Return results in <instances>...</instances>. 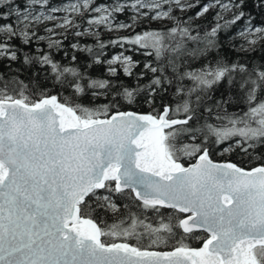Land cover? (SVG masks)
Wrapping results in <instances>:
<instances>
[{"label": "snow or ice", "instance_id": "snow-or-ice-1", "mask_svg": "<svg viewBox=\"0 0 264 264\" xmlns=\"http://www.w3.org/2000/svg\"><path fill=\"white\" fill-rule=\"evenodd\" d=\"M16 2L0 0V5L11 8L0 14V19L13 13L17 18L15 24L0 26V57L12 61L18 55L9 41L20 38L30 44L34 38L45 40L34 26L59 19L53 13L60 11L66 15L55 27L65 30L79 29L75 17L86 16L88 28L77 30V36H99L101 26L109 31L130 28L137 16L149 15L143 9L152 10L151 19L172 20L173 26L109 41L121 47L127 43L150 49L147 54L155 55L158 66H144L154 74L145 88L124 87L112 92L110 80L93 79L76 66L55 62L48 54L23 57L25 64L50 66L56 84L70 90V98L41 91L32 100L23 91L13 96L0 90V264H264V165L245 169L236 163H216L208 146L210 138L215 145L239 138L235 145L245 153L264 145V64L257 68L217 61L215 67L200 70L184 71L182 67L186 59L207 55L216 47L218 32L245 17L240 10L244 0H209L202 5L197 17L217 5L220 8L217 24L203 36L193 35L190 23L171 14L173 5L180 11L196 6L187 0H134L130 5L128 0H117L109 6H96L95 0H75L63 9L51 7L50 0H28L38 9L47 8L38 12L31 6L23 10L12 7ZM257 2L264 7V0ZM128 6L137 14L133 24L114 26L113 14ZM224 12L233 15L221 24ZM44 31L50 33L47 47L59 48L61 41L52 39V35L64 34L47 27ZM241 35L252 37L247 43L255 45L257 40H264V27L252 26L249 17ZM97 44L99 51L87 46L83 49L92 53L93 63L106 64L111 76L120 70L133 75L132 68L138 62L123 52L102 60L106 44L102 40ZM71 59L74 62L77 58L73 55ZM186 78L192 82L191 87L181 83ZM173 79L180 102L175 107H155L158 88L171 85ZM224 82L231 94L214 102L217 109L224 110L223 115L216 116L222 123L196 127L198 109L205 105V110L212 112L205 102L211 99L209 93ZM13 83L24 87L23 82ZM145 89L143 102L151 106V111L120 110L122 103H138ZM109 95L111 99H107ZM232 95L247 102V112H227ZM101 96L106 103L96 102ZM197 135L203 137L200 143L177 147L178 140L190 137L195 141ZM232 148L229 144L224 151ZM179 154L195 156L197 162L185 167L178 162ZM101 189L109 195L99 194ZM126 189L142 202V210L159 213L161 208L172 209L173 215L167 223L161 219L156 227L133 214L126 228H102L91 217L86 198H95L101 208L115 209L111 194H125ZM201 230L206 234L197 237L202 239L201 247L185 243ZM145 235L150 242L148 248L139 246ZM131 237L136 238L135 245L128 242ZM173 239L176 243L172 251L149 250Z\"/></svg>", "mask_w": 264, "mask_h": 264}, {"label": "trees", "instance_id": "trees-1", "mask_svg": "<svg viewBox=\"0 0 264 264\" xmlns=\"http://www.w3.org/2000/svg\"><path fill=\"white\" fill-rule=\"evenodd\" d=\"M75 0H50V6L56 8H63L69 2ZM209 0H196L197 5L189 13L177 17L181 21H185L191 24L193 35L199 33L201 36L204 33L211 31L213 27L217 24L218 20L215 17L217 9H213L209 14H207L203 19L196 20V13L200 11L202 5L206 4ZM225 1V0H224ZM117 0H97V4H104L109 6L115 4ZM121 3L124 0H120ZM134 2V0H128V3ZM238 2V0H237ZM20 6L21 10L24 7H29L28 0H17L16 4L12 7ZM99 6V5H96ZM33 9L36 6H31ZM129 7V6H128ZM128 7L125 8L123 12L114 13V17H118L123 21L131 20L130 11ZM245 12V17L237 21L231 28L222 29L218 32L216 37V47L211 49L207 55L198 56L194 59H186L183 64L184 71H194L206 68L208 66L215 67L217 61H222L226 63H240L246 64L249 66H256L257 68L264 64V42L250 50L245 51L242 48L243 40L239 37V33L243 28L248 26V19L251 18V24L255 27H264V7L259 6L257 0H244L243 7L240 9ZM11 11V8L7 5H0V14H5ZM237 9H233V12ZM16 16L13 13L10 18L5 17L0 19V26L5 23H16ZM77 21L80 22V25L83 26L86 24V16L77 18ZM219 23H221L219 21ZM173 26V23H163L161 25H152L148 22L143 23L142 25L136 26V28L130 34H108L103 31L102 28H99L100 35L94 36L91 34L87 35H75L77 31L76 28L71 30L59 37L58 40L61 41L59 48L49 49L47 47L48 43L38 39H33L30 44H24L22 39L13 38L9 43L12 45L14 50H17L18 59L12 61L8 58L0 57V90L7 91L8 94L13 96L17 95L18 92L23 91L25 96H28L30 99L35 100L41 91H47L53 95L59 94L61 97L70 98V90L65 91L63 88H60L55 80L53 79V74L50 71V66L40 65L36 62L31 64H25L23 57L28 56H40L43 54H48L55 61L65 66H76L80 70L84 71L87 76H91L93 79L102 78L108 79L112 83V92L122 91L124 87L135 88L139 86L140 88H145V85L151 83V80L154 78V74L145 69V64L152 63L153 66H158L159 61L156 60L155 55L149 56L147 54L149 50L141 49L138 46H133L127 43L123 44L121 47L119 44H112L109 41L111 39L121 37V36H130L134 33H140L142 31H150L159 29L161 31L166 30ZM42 32V29L38 30V35ZM102 40L105 42L106 47L103 49L102 60L111 59L113 56L123 52L126 56H131L132 60L138 62L132 68L133 75L127 76L123 73L122 70L118 72L117 75L111 76L106 72L107 65L103 63H93V55L85 50L86 46L91 47L94 52L99 51L97 41ZM78 45L79 47L73 48L72 45ZM191 46V45H190ZM76 56V61H72V56ZM90 65V67H89ZM171 74V69H168V75ZM13 81L23 82V88L20 84L13 83ZM186 87H191L192 82L187 78L182 81ZM177 86V81L173 79L171 85H164V88H158L155 93V107L160 108L162 105H175L180 102V96L175 93V88ZM166 89V90H165ZM147 93V89L140 93L138 97V103L128 105L122 103L120 105L121 111H136L147 113L151 111V106L145 104L144 97ZM231 94L230 86L224 82L220 85H217L209 95L211 96L210 100H207L206 107L212 108V112L209 113L205 110V105H202L197 112V117L195 118L196 127H200L207 124L217 125L221 124L222 121L217 120V115H223V109H217L215 106V101L220 100L221 98H227ZM107 99H111V95ZM104 96H101L96 102L98 104H103L107 102ZM248 111V104L243 99H237L235 95H232V103L227 105V112L229 114L237 113L243 114ZM193 123V122H190ZM223 123H226L224 121ZM203 137L197 135L195 141L191 140L190 137H185L177 141V147H181L184 144L200 143ZM239 138H233L232 140L226 141L223 144L215 145L212 143V139L208 140V146L210 148V156L214 160L219 161H231L243 168H253L259 165H264V145H257L255 148H249L247 153L243 152L240 147L235 145V140ZM233 145L232 150L224 151L228 145ZM244 147H247L245 144ZM181 161L184 164L192 163L196 160L195 156H188L179 154ZM101 195H109L105 190H98ZM111 199L115 203L116 208H101L98 206L95 198L88 199L86 201L91 210V217L100 225L102 228L111 227L113 225H119L120 228L128 227L131 222L129 217L135 215L139 217L140 220H143L145 223L152 224L153 227L159 225L161 219L165 223L168 222V218L173 215L174 210L161 208L159 213L154 210H142L140 205L141 201L134 198V193L130 190H125V194L121 193H112ZM185 215V214H179ZM124 223H121V222ZM137 231H141L138 227ZM206 234L203 231H197L193 237L185 241L191 247H201L202 239L197 237H203ZM103 239H108L107 237ZM119 241V240H118ZM128 242L136 244V238H128ZM149 240L147 235H145L140 242L141 247L148 248ZM176 240H168L166 244L153 245L149 249L156 250H172L175 245Z\"/></svg>", "mask_w": 264, "mask_h": 264}, {"label": "rangeland", "instance_id": "rangeland-1", "mask_svg": "<svg viewBox=\"0 0 264 264\" xmlns=\"http://www.w3.org/2000/svg\"><path fill=\"white\" fill-rule=\"evenodd\" d=\"M96 1H97V0H95V4H96V5H100V4H97ZM74 2H75V1H73V2H69V3H74ZM187 2H189V3H193V4L197 5L196 0H187ZM208 2H209V1H208ZM208 2H207V3H208ZM223 2H224V3H228V0H225V1L223 0ZM69 3H68V4H69ZM131 3H132V2H130V3H128V4L130 5ZM68 4H66V5H68ZM167 7H168V5H165V6H164L165 10H167ZM63 8H64V7H63ZM63 8H60V9H63ZM194 8H195V7H192V8H190V9L185 10V11H180L178 8H175V6L173 5V12H172L171 14H172L173 16H176V17H177V15L183 16V15L189 13L190 11H192ZM128 9H129V11H130V19H131V20L123 21V20H121L120 18H118V17L116 18V17H115V19L112 21V23H113L114 26H115L116 24H133V16H136L137 14L134 12V10H133L130 6L128 7ZM213 9H217V12L220 11L219 6L217 5L216 7L210 9V10H209L207 13H205L203 16H200V17H197V16H196L195 19H196V20H201V19H203V18H204L207 14H209ZM33 10H34V11H37V12L40 11V10L47 11V8L38 9V8L35 7ZM142 11L147 12L149 15H148V16H144V17H139V16H137L136 23L133 24V26L130 27V28H123V29H117V28H114V30H112V31L107 30V29H106L105 27H103V26H101L100 28H102L103 31H104L105 33H108V34H130V33L136 28V26L142 25V24L145 23V22H148V23H150V24H152V25H161V24H163V23H173L172 20H155V19H151V18H150V16L152 15V10H151V9H143ZM53 15H55V16L58 17L59 19H57V20H51V21H44V22H42V23H40V24L34 26V31H35L36 33H38V30H39V29H42V32H41L39 35H43V36H45L46 39L43 40V41H45V42H47V43H48V39H47V37L50 35V33L44 31L45 27L50 28V29H53L54 33H63L64 35H65L66 33L70 32L71 30L74 29L73 27H69L67 30H65L64 28H57V27H55L56 24H57V23H60V22H61V19L66 15V13H65L64 11H60V12L53 13ZM92 15H96V13H92ZM222 15H223L224 19H223V20H219V21L221 22V24H223L226 20H230L231 17H232V15H233V12H224V13H222ZM80 17H84V16H76V17H75V20H74V23H75V22H78V21H77V18H80ZM215 17H216L217 20H218L217 15H216ZM78 23L80 24V22H78ZM232 26H233V25H230L229 28H231ZM87 28H88V24L86 23V24L83 25V26L80 25V28H79V29H77V28H76V29L79 30V31H81V32H83V31H84L85 29H87ZM227 28H228V27H227ZM246 28H247V27H246ZM246 28H243V29L240 31V33H239V37L243 40V44H242V48H243V50H245V51H250V50H252V49H254V48L260 46V45L264 42V40H257V42L255 43V45H250L249 43H247V39H251L252 37H248V38H246L245 36H242V35H241V32L246 31ZM225 29H226V28H225ZM99 32H100V31H99ZM60 36H61V35H52V39L58 40Z\"/></svg>", "mask_w": 264, "mask_h": 264}, {"label": "water", "instance_id": "water-1", "mask_svg": "<svg viewBox=\"0 0 264 264\" xmlns=\"http://www.w3.org/2000/svg\"><path fill=\"white\" fill-rule=\"evenodd\" d=\"M130 111V110H129ZM134 112H136V111H134ZM138 113H144V112H138ZM211 157V156H210ZM212 159V158H211ZM214 162H216V163H226V162H231V161H219V160H214V159H212ZM178 162H180V163H182L181 161H178ZM197 162V159L194 161V162H192V163H189V164H184V163H182L185 167H189V166H191V165H193V164H195ZM231 163H234V162H231ZM259 166H261V165H259ZM259 166H256V167H259ZM254 168V167H253ZM245 169H251V168H245ZM127 190V189H126ZM185 215H187V214H185ZM202 231V230H201ZM117 242H119V241H117ZM194 248H199V247H194ZM149 250H151V249H149ZM173 250V249H172ZM172 250H156V249H152V251H172Z\"/></svg>", "mask_w": 264, "mask_h": 264}]
</instances>
